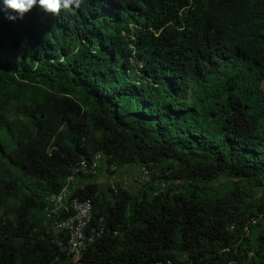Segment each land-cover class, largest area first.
Segmentation results:
<instances>
[{
	"label": "trees",
	"instance_id": "16d2710c",
	"mask_svg": "<svg viewBox=\"0 0 264 264\" xmlns=\"http://www.w3.org/2000/svg\"><path fill=\"white\" fill-rule=\"evenodd\" d=\"M100 150L150 175L115 192L106 168V189L75 174L119 230L86 264H264V0L0 11V264H67L35 227Z\"/></svg>",
	"mask_w": 264,
	"mask_h": 264
},
{
	"label": "built area",
	"instance_id": "2783aa9c",
	"mask_svg": "<svg viewBox=\"0 0 264 264\" xmlns=\"http://www.w3.org/2000/svg\"><path fill=\"white\" fill-rule=\"evenodd\" d=\"M102 150L94 152L90 159L80 160L73 173L68 176V183L58 192L49 194L44 199L43 216L35 231H43L51 238L61 254L67 259V264H86L83 261L88 247L103 238L108 233L117 235L118 229H112L104 216H95L94 202L91 198H81L70 185L75 182V174L98 177L103 169H108L112 175L111 188L117 192L116 175L119 167L116 163H108ZM150 170L139 166L134 173L135 181H148ZM120 182V181H119ZM58 259V257H57Z\"/></svg>",
	"mask_w": 264,
	"mask_h": 264
},
{
	"label": "clouds",
	"instance_id": "9594fccd",
	"mask_svg": "<svg viewBox=\"0 0 264 264\" xmlns=\"http://www.w3.org/2000/svg\"><path fill=\"white\" fill-rule=\"evenodd\" d=\"M89 0H0V11L11 21L23 19L26 14L39 6L45 13L59 16L61 10L72 13L78 11Z\"/></svg>",
	"mask_w": 264,
	"mask_h": 264
},
{
	"label": "rangeland",
	"instance_id": "374dc122",
	"mask_svg": "<svg viewBox=\"0 0 264 264\" xmlns=\"http://www.w3.org/2000/svg\"><path fill=\"white\" fill-rule=\"evenodd\" d=\"M123 171L120 173V171L118 172V174L116 175V178L118 180V182L120 181V183H124V184H131L132 182L135 181V178H134V173L137 172L138 170V167L137 166H131V167H128V166H125L123 168H121ZM14 174L18 177H20L21 175L16 171L14 170ZM25 180L28 181V178ZM94 181H97L99 183H103L105 185H103L104 189H106V184H108V178L107 177H104V174H101L100 176L96 177V179H93ZM26 182V181H25ZM223 184H228V182H222ZM234 182L233 181H229V184H233ZM25 185H28V183H26ZM34 186V184L32 185V187ZM31 187V186H30ZM224 187V186H222ZM25 191H27L26 193H28V189L26 188ZM262 191L261 190H257V193L256 195H253L254 197L257 196V199L258 201H261V197H262Z\"/></svg>",
	"mask_w": 264,
	"mask_h": 264
}]
</instances>
